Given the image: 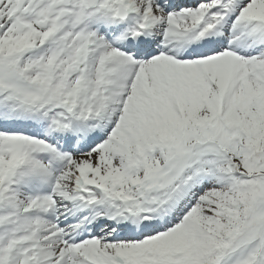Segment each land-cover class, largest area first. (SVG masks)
Instances as JSON below:
<instances>
[{
  "label": "snow or ice",
  "instance_id": "6c2138e0",
  "mask_svg": "<svg viewBox=\"0 0 264 264\" xmlns=\"http://www.w3.org/2000/svg\"><path fill=\"white\" fill-rule=\"evenodd\" d=\"M0 264H264V0H0Z\"/></svg>",
  "mask_w": 264,
  "mask_h": 264
}]
</instances>
